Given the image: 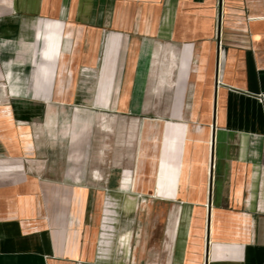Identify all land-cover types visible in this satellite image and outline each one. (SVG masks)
Wrapping results in <instances>:
<instances>
[{
    "label": "crops",
    "instance_id": "1",
    "mask_svg": "<svg viewBox=\"0 0 264 264\" xmlns=\"http://www.w3.org/2000/svg\"><path fill=\"white\" fill-rule=\"evenodd\" d=\"M0 264H264V0H0Z\"/></svg>",
    "mask_w": 264,
    "mask_h": 264
}]
</instances>
